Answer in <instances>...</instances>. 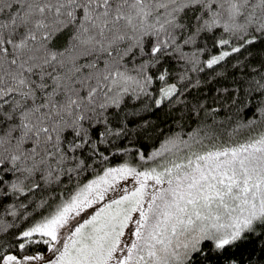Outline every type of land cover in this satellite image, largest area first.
Returning <instances> with one entry per match:
<instances>
[{
  "label": "snow or ice",
  "instance_id": "snow-or-ice-1",
  "mask_svg": "<svg viewBox=\"0 0 264 264\" xmlns=\"http://www.w3.org/2000/svg\"><path fill=\"white\" fill-rule=\"evenodd\" d=\"M0 264H264V0H0Z\"/></svg>",
  "mask_w": 264,
  "mask_h": 264
}]
</instances>
